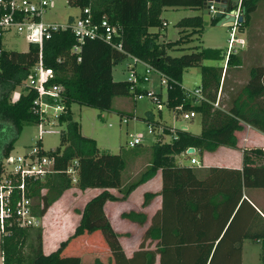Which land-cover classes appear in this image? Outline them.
I'll return each instance as SVG.
<instances>
[{"label":"trees","instance_id":"obj_1","mask_svg":"<svg viewBox=\"0 0 264 264\" xmlns=\"http://www.w3.org/2000/svg\"><path fill=\"white\" fill-rule=\"evenodd\" d=\"M67 1L80 8L87 7L93 19L105 16L110 23L119 25L122 52L101 41L89 40L82 46L79 60H76V56L69 53L73 42L69 30L54 32L43 40L41 65L51 71L45 85L60 87L63 112L57 118L62 125L59 146L42 152L54 157V171L28 186L36 200L33 213L37 217L42 216L63 191L71 187L72 183L63 171L74 158L78 162L76 187L102 190L84 203L78 211L79 218L72 233L49 253L45 254L42 250L40 226L8 227L6 234L0 236L2 264H82L83 258H89L87 262L90 264H215L220 261L218 257L215 259V255L221 248L222 236H225L223 234L238 208L215 244L214 240L229 219L232 208L240 201L241 189L264 187V163L254 165L255 159L264 161V151L257 147L242 149L240 168L209 166L202 170L194 165L176 164L175 155L185 153L188 147L198 152L211 151L219 145L235 147V131L241 129L242 124L264 134V65L249 66L245 81L235 82L229 88L228 72L239 69L240 65L237 52L226 55V50L200 44L187 48L180 46L198 39L202 28L198 10L203 0ZM259 1L240 0V6L244 8L240 26L246 28L250 14ZM164 8L197 10L193 15L177 19L174 25L179 30L174 40L161 38L160 29L165 24L159 16ZM215 21V18H210L209 22L214 24ZM178 50L186 51L179 55L171 54ZM38 53L35 44H30L26 51H4L0 57V86H7L9 90L20 79L26 78L29 68L38 60ZM126 54L146 62L167 79L165 107L178 110L177 106H181L182 110L195 111L199 132L192 134L181 128H173L175 139L161 141L160 137L156 138L150 145L147 167L135 180L123 184L121 171L124 162L120 155L98 151L93 139L80 133L70 106L77 104L103 111L111 109L113 97L132 96L126 80H114L111 76L112 66L126 58ZM204 60L224 61V66L205 65L202 63ZM193 66L199 68L198 86L202 95V100L195 104L185 98L180 84L182 70ZM8 90L0 92V121L8 122L18 133L23 123L37 120L30 109L35 91L26 88L24 93L10 102ZM170 128L164 129L163 133L172 135ZM11 144L3 149V156L8 154ZM157 169L160 170V189L158 192H144L141 203L144 206L154 195L160 196V206L142 232V241L153 242V247L144 248L141 242L130 256H126L117 233L103 211L106 200L119 199L107 189H118L120 198H123L138 184L153 176ZM253 213L249 220L251 224L247 227L250 230H246L243 237L259 243L258 260L259 264H264V219L257 212ZM122 217L138 224L145 219L143 213L134 211L122 213ZM206 219L221 222L210 239H205L204 229L207 228L203 223ZM83 235L92 240L88 242L92 245L91 249L85 251L83 246L87 243L80 240L82 251L75 252L77 245L71 247V240ZM102 243L105 252L100 250ZM74 253L79 256L78 259L62 262Z\"/></svg>","mask_w":264,"mask_h":264},{"label":"rangeland","instance_id":"obj_2","mask_svg":"<svg viewBox=\"0 0 264 264\" xmlns=\"http://www.w3.org/2000/svg\"><path fill=\"white\" fill-rule=\"evenodd\" d=\"M79 11L80 6L72 2H68L67 0H53L43 12L42 20L45 22H65L69 19L75 18L79 14ZM193 14H195L194 9L190 8H164L159 16V19L165 24L160 29L162 34L161 38L166 41L176 39L178 37L179 28H177L174 24L177 19H179L181 16ZM201 27L202 28L198 39H192L187 43L180 44V46L187 48L200 44L203 47L220 48L224 51L226 50L229 27L222 25L217 26L215 23H208L206 25H202ZM243 35V33L235 34L236 37ZM256 37V34L251 35L252 41H254ZM1 45L5 50L25 51L27 48V43L24 40L23 35L16 33H4L1 37ZM184 51H173L171 54L179 55ZM247 52L249 51L247 50ZM252 52L254 51H252L250 47V53ZM129 62L130 61L128 58H124L112 66L111 76L114 80L126 79V77L129 75V70L127 69V64ZM202 63L205 65H214L216 61L204 60ZM134 69L136 75L141 74L142 65L137 63ZM245 69L246 67L239 68L238 72H234L233 69H231L228 74H233L236 78H239L240 81V79L245 75ZM27 79V77L20 79L19 82L9 90V87L7 86H0V92H7L8 90V101L12 102L20 93L25 92V83H27ZM158 79V74L156 72H151L148 76L147 82L137 83V85L139 88L150 90L156 95L159 94V107H157L156 103L152 102L146 97L134 99L132 96L113 97L111 109L103 111L77 104H71L70 106L72 117L78 122L80 133L93 139L98 151L120 155L122 161L124 162V167L121 171V177L123 176V180L126 183L139 177L141 172L147 167L150 161V145L154 140H156V138H159L160 135L163 134V139L161 138L162 140L168 141L171 139L172 135L170 136L169 134L163 133V130H167L168 126H164L162 124L171 125L175 128H178L180 125H185L187 127V131L190 133H198L199 131V121L197 114L195 117L186 120L181 118L180 111L165 107V86L159 85ZM199 79V68L197 66L187 67L181 72L180 84L184 88H193L194 86L198 85ZM50 106L51 107L47 108V110L48 112L52 113L53 104H50ZM123 109L132 112V114L122 112L121 110ZM123 118L127 120L126 123L121 122ZM149 125H151L153 128L151 132L148 131ZM54 128L61 130L62 125L59 124ZM36 131V125L34 123L27 122L23 123L19 132L16 133L11 124L6 121H0V164L4 163V156L2 155V152L9 143L12 144L10 147H8V155L14 157L16 155L23 154L34 142ZM128 133H139L141 135V144L129 148L126 144ZM239 136L240 134L238 137ZM59 137L60 135L57 133L43 134L40 139L41 148L44 151H49L53 150L55 147H58ZM246 147H257L262 150L261 146H256L252 142L246 144L244 148ZM256 161L261 162V160L258 159L254 160V162ZM156 189V178L153 175V177L144 183L142 188L137 187L134 189V192L130 195V199L127 201L128 206L124 204H120L119 206L120 208L123 206L122 209L124 210H126L127 207H130L134 210H139L137 204L142 200V193L145 191H154ZM77 193L76 185L72 184L71 187L64 191L61 196L50 206L51 208L49 210L54 211L61 216L66 215V217H68L65 222L60 221V218H58L60 223L58 225L57 223L55 224L49 219L53 216V214H51L49 217H45L42 220L38 218V226L42 228V235L45 236L46 242L48 238H50L51 235L57 231L61 233L63 238L72 233L73 226L79 216L78 211L81 208L83 202L86 200L85 195L78 197ZM150 201H152V199ZM32 202L33 204L36 203L35 198H33ZM107 212L112 214V209L109 208ZM128 226L129 225L119 228V230L122 232L126 231V233H122V237L119 240V244L124 251L136 250L141 242L144 248L153 247V242L149 243L147 240L142 241V235L138 236V233L142 232L145 224H138V226H136L138 229L134 231L135 233H132L133 236L130 235L131 231L133 232V230L130 231ZM129 237H133V239H129ZM80 240L87 243V245L83 246L85 251L91 249L92 245L90 243L88 244V242L92 240L89 236L87 237L83 235L81 238H73L71 240V247L77 245L75 252L82 251L80 248ZM241 245L242 252L240 255H242V264H257V245L247 239H244ZM100 247V250L105 252L103 243ZM69 258L72 260L69 261ZM78 258L79 256L75 253L69 254V256L65 257V260L62 262H73L75 261L73 259ZM87 261H90V259L88 258L86 260L83 258L82 264H90ZM91 264L93 263L91 262Z\"/></svg>","mask_w":264,"mask_h":264},{"label":"built area","instance_id":"obj_3","mask_svg":"<svg viewBox=\"0 0 264 264\" xmlns=\"http://www.w3.org/2000/svg\"><path fill=\"white\" fill-rule=\"evenodd\" d=\"M53 0H0V57L6 51L1 45V37L4 33L22 34L27 43V48L30 44H35L38 47V60L29 68L27 73L26 88L35 91V97L32 99L30 109L37 117L34 122L37 131L35 140L28 149L20 155L4 156V163L0 164V236L6 234L7 228L11 225L18 227H30L38 225V217L33 213V196L29 191V184L43 180L48 174L54 171V157L42 153L40 139L43 134L57 133L61 130L54 127L59 125L58 116L63 112L61 103V89L58 85H45L47 79L51 76L50 69H45L40 61V49L43 40L48 39L54 32L69 30L72 34L73 42L69 47V53L76 56L79 60V54L82 46L86 41L98 40L104 44L122 52L120 41V27L117 24H112L105 16L99 19H93L87 7L80 8L79 14L65 22H45L42 20V14L48 5ZM212 6H210V14H212ZM239 12V11H238ZM164 24V22H163ZM240 24L234 21L229 27L226 55L235 53V46H243V39L236 37L237 27ZM236 46V47H237ZM26 48V50H27ZM25 50V51H26ZM129 59L127 69L129 75L126 81L130 84V91L134 99L146 97L152 102L160 106L159 94H155L150 90L139 88L137 83H145L148 81V76L151 72L158 74L159 85L167 86V79L152 66L141 61L135 56L126 54ZM142 65L141 74L135 73V65ZM0 65V73H1ZM191 104L198 103L202 100L200 87L198 85L193 88L182 87ZM53 104L52 113L48 112L47 108ZM216 105V104H214ZM182 119H190L196 116L193 110H182L181 106H177ZM122 123L127 120L123 118ZM153 130L152 126H148V131ZM173 133L171 138L175 139L173 128H170ZM126 144L129 148L141 144V135L139 133L127 134ZM186 153V150L184 151ZM189 156L190 164H197V160L193 153H186ZM77 159L70 160L64 169V174L74 184L77 176ZM0 254V264H2Z\"/></svg>","mask_w":264,"mask_h":264},{"label":"crops","instance_id":"obj_4","mask_svg":"<svg viewBox=\"0 0 264 264\" xmlns=\"http://www.w3.org/2000/svg\"><path fill=\"white\" fill-rule=\"evenodd\" d=\"M198 11L200 13V10ZM194 12L197 13V10H194ZM209 21L208 23H210ZM243 28H244L243 34L245 36L244 35L240 36V38L243 39V46H237L235 48V52L239 54V58H240V65L238 67L239 68L246 67L245 75L239 81V78H236L233 74H228V81H229L228 87L229 88L233 86L235 82L245 81V79L247 78V70L249 66L254 65V64L264 65V0H260L258 2L256 9L250 14L249 21L247 23L246 28L245 27ZM253 34H256L257 36L254 41H252L251 39V35ZM250 47L252 51L254 52L250 53ZM247 50L249 52H247ZM220 64L224 66V61H221V62L218 61L214 65H220ZM233 71L238 72L239 69H233ZM121 111L124 113L132 114V112L127 111L126 109H123ZM162 125L175 128L167 124H162ZM178 128L187 130V127L185 125H180ZM160 130H161V127H160ZM192 134H197V133H192ZM239 134L240 136L238 137ZM235 137H236L235 147L219 145L211 151H202V152H198L196 149L193 148V152L191 153H193L192 156H194L195 159L197 160L198 162L197 164H190L189 156L183 152L175 155V162L176 164L194 165L201 170L209 166L240 168V166L242 165V149H244V146L246 144H248L249 142H252L256 146L258 145L259 147L261 146V149L264 151V147H263L264 146V134L247 124H242L241 129L235 131ZM161 138L163 139V134L160 135V140L166 141V140H162ZM260 163H264V161L263 160H261V162L256 161L254 162V165H258ZM153 175L156 178L157 189L154 191H150V192H158L160 189V170L157 169ZM151 177L144 180L142 183L138 184L127 195H124L123 198H120L121 192H119L118 189L116 188L107 189V191L110 194L119 198L117 200H106L103 204L104 214L107 217L113 231L117 233L118 241L121 239L122 233H126V231L124 232L120 231L119 230L120 227H123V226L126 227L127 225H129L128 226L129 230L130 231L133 230V232L131 231L130 235H132V233H135L134 231L138 229V227L136 228V226H138V223L135 221L129 220L126 217H122V213H126L129 211L143 213L145 216L144 222L141 224V225L145 224L144 228L142 229V232H143V230L149 223L151 215L159 208L160 196L158 194L154 195L151 198L152 201H150L151 200L150 199L144 206H141L142 200L139 201V203L137 204V207L139 210H134L130 207H127V209L124 210L122 209L123 206L122 208H120L119 206L120 204L122 205L124 204L128 206L127 201L130 199V195L134 192V189L137 187L142 188L144 183L147 182ZM122 183L123 184L126 183L123 180V176H122ZM101 190L102 189L100 188H85V189L77 188L78 197H81L83 195L86 196V200L83 202L82 206L88 199L98 194ZM50 206L47 208L44 214L38 218L42 220L45 217H49L51 214H53V216L50 217L49 219L53 221L55 224L57 223V225L60 223V221L65 222L67 220L68 217H66V215L61 216L60 214L49 210L51 208ZM151 206H152V209H151ZM109 208L112 209V214L107 212ZM237 208H238V211L236 213V216H234L231 224L229 225V228L227 229L225 234H223L225 236H222V238L224 239L222 241L221 248L218 252H216V255H215V259L216 257H218L220 261L216 262L215 264H242V255L240 254L242 252L241 244L244 239L250 240L253 243H255L258 247V252H259V243L256 240H251V239L243 237V234L247 230L248 225L251 224L249 220H250V217L254 214L253 212H257L260 215V217L264 219V187H249L246 189L244 188L241 189L240 201L235 207L232 208V213L229 219L226 221L224 227L218 234V237L214 240V244L216 243L217 239L221 237V234L224 232V230L227 228V225L230 219L232 218V216L235 214ZM58 218H60V221ZM78 218H77V221H78ZM77 221L74 224L73 229L75 225L77 224ZM257 224H258V221H257ZM203 225H204V228H207V230L204 229V232L206 234L205 239H210L211 235L212 236L215 235V232L218 230L219 226L221 225V222L219 221L213 222L210 219H206ZM251 226L253 227V225ZM249 230L250 229L248 228L247 231ZM142 232L138 233V236L142 235ZM134 237H135V234H134ZM65 238H63L61 233L57 231L56 233H53L46 242L45 236L42 235L43 252L46 254V253L53 251L58 246L59 242ZM129 239H133V237H129ZM214 244L212 246V249L214 247ZM133 251L134 250H128V251H124V253L126 256H130ZM258 252H257V259H258ZM210 256H211V253L209 254L207 261L210 259ZM236 256H238L237 259H236ZM257 264H259V260Z\"/></svg>","mask_w":264,"mask_h":264},{"label":"water","instance_id":"obj_5","mask_svg":"<svg viewBox=\"0 0 264 264\" xmlns=\"http://www.w3.org/2000/svg\"><path fill=\"white\" fill-rule=\"evenodd\" d=\"M210 6H212V14H210ZM239 11V12H238ZM244 8L240 6V0H203L200 8L201 25L208 24L210 18H215V25L230 27L234 21L240 24ZM242 26L237 27L238 33H243ZM184 127V126H182ZM193 152L192 147L186 149V153Z\"/></svg>","mask_w":264,"mask_h":264}]
</instances>
